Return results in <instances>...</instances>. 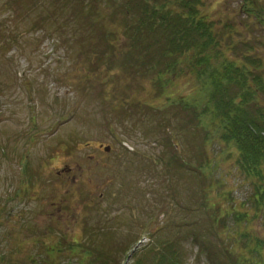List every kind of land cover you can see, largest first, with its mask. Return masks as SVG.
I'll return each instance as SVG.
<instances>
[{
  "label": "rangeland",
  "instance_id": "1",
  "mask_svg": "<svg viewBox=\"0 0 264 264\" xmlns=\"http://www.w3.org/2000/svg\"><path fill=\"white\" fill-rule=\"evenodd\" d=\"M83 1L0 0V264H51L56 255L57 264H75L93 250L108 264H129L166 242L183 264H211L200 242L224 248L221 262L264 264L263 250L250 254L217 227L250 213L264 177L243 180L220 152L232 146L219 130L194 127L202 110L189 106L200 85L194 60L180 58L166 75L172 82L155 85L161 65L140 59V49L127 57L124 40L108 34L126 17L124 1ZM241 6H201L222 45L237 43L233 59L264 52V24ZM22 182L26 198L10 200ZM256 218L246 230L263 239ZM200 229L197 245L191 237Z\"/></svg>",
  "mask_w": 264,
  "mask_h": 264
},
{
  "label": "trees",
  "instance_id": "2",
  "mask_svg": "<svg viewBox=\"0 0 264 264\" xmlns=\"http://www.w3.org/2000/svg\"><path fill=\"white\" fill-rule=\"evenodd\" d=\"M76 1L80 4L85 3V1L82 3V0ZM122 1L126 7V17L119 29L109 31L111 39L119 36L124 40L127 51H129L125 53L127 57L136 59V55L131 54L130 47L137 51L140 49L142 50L140 59L145 55L147 59L144 61L151 64L153 68L161 65L153 74L155 85H160L161 88L164 84L172 82L166 79V75L169 70L182 63L180 58L187 55V62L192 58L194 74L200 79V85L195 95L191 97L189 106L195 110L198 107L196 103H201L202 109L200 112H196L197 119L194 127L203 131L207 127L215 132L219 130L221 139L232 146V150L223 149L220 152L224 153L226 158L234 159L233 165L236 173L240 177L242 173L243 180H250L252 183V181L263 178L264 52L262 55L256 56L252 50L246 49L242 58H231L229 54L232 52L230 51L237 47V43L231 40L230 44L228 42L227 45H222V36L220 37V34L212 27L213 23L207 20L206 15L201 11L204 0ZM258 2L260 1L242 0L240 11L245 12L248 19H255L258 23L264 24V0L260 2L261 8L257 10L255 6ZM99 13L102 15V8ZM240 25L244 26L242 22ZM234 28L236 29V27ZM137 51L135 52L138 54ZM155 52L159 64L152 62V55ZM251 108L256 109L254 113ZM169 160L172 166H176L173 165L176 162L175 156H171ZM24 187H26V183L22 182L18 187L12 188V196H8L10 200L20 201L26 198L25 193L28 189ZM18 190H20L19 197L16 192ZM263 192L264 185L256 195L252 196L254 207L253 209L250 207V213L246 211L243 216H235L236 219L232 224L226 220L230 216H225L217 222V227L220 230L229 233L230 242L236 243L245 250L248 249L250 254H259L262 253V250L264 251V237L261 239L254 233L255 230H246L247 226L257 219L256 217H260L264 225ZM240 203L245 207L247 202ZM257 206L260 207L256 209ZM251 212H253V216H250ZM241 227H244L245 231ZM186 228L190 229L188 226ZM203 231L200 229L198 235L194 234L191 237L194 242H197V245ZM205 232L209 238L214 239L212 223L209 224L208 231ZM242 237L247 240L244 241ZM252 238H256L255 243ZM219 239L216 236L215 240ZM165 242L162 240V243ZM170 244L172 243L166 242L159 245L158 247H162L160 250L162 252L158 254H155L154 248L143 246L141 254L129 264H146L148 260L152 261V264H183L178 246ZM200 244L205 248L198 247L199 251L197 252L201 256H206L211 264H230L227 259H225L226 262L218 260L224 252V248L219 246L218 250V247L206 246L202 242ZM96 249L100 251L103 248L97 247ZM135 252L131 254V257ZM90 253L92 256L85 259L86 262L81 259V263L75 264H108L97 251L93 250ZM67 254L68 257L72 256L69 252ZM75 255L81 256V253ZM107 257L109 256L107 255ZM50 263L57 264V255L55 261Z\"/></svg>",
  "mask_w": 264,
  "mask_h": 264
},
{
  "label": "flooded vegetation",
  "instance_id": "3",
  "mask_svg": "<svg viewBox=\"0 0 264 264\" xmlns=\"http://www.w3.org/2000/svg\"><path fill=\"white\" fill-rule=\"evenodd\" d=\"M60 213V212H59Z\"/></svg>",
  "mask_w": 264,
  "mask_h": 264
},
{
  "label": "water",
  "instance_id": "4",
  "mask_svg": "<svg viewBox=\"0 0 264 264\" xmlns=\"http://www.w3.org/2000/svg\"><path fill=\"white\" fill-rule=\"evenodd\" d=\"M108 149V148H107Z\"/></svg>",
  "mask_w": 264,
  "mask_h": 264
}]
</instances>
